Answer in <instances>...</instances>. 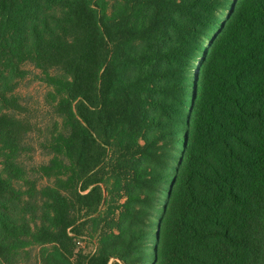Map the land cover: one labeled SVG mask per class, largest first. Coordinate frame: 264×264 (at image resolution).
<instances>
[{
	"label": "trees",
	"instance_id": "obj_1",
	"mask_svg": "<svg viewBox=\"0 0 264 264\" xmlns=\"http://www.w3.org/2000/svg\"><path fill=\"white\" fill-rule=\"evenodd\" d=\"M23 1L0 0V132L21 138L32 129L26 107L3 89L30 60L57 117L53 158L40 168L57 184L38 192L51 217L39 244L72 256L67 242L78 248L85 237L66 197L77 211L96 210L113 163L126 186L152 190L160 178L137 177L131 166L146 158L178 164L158 264H264V0H118L110 15L94 0H45L66 3V32L42 26L31 51ZM122 133L134 141H120ZM9 188L0 176V193ZM0 217L14 236L15 220ZM112 258L124 261L102 254L87 264Z\"/></svg>",
	"mask_w": 264,
	"mask_h": 264
},
{
	"label": "rangeland",
	"instance_id": "obj_2",
	"mask_svg": "<svg viewBox=\"0 0 264 264\" xmlns=\"http://www.w3.org/2000/svg\"><path fill=\"white\" fill-rule=\"evenodd\" d=\"M117 1L94 0V5L99 4L101 10L110 15ZM24 2L21 3V35L27 41L28 50L37 47L36 35L44 25H48L52 33L65 34L68 19L65 2ZM228 16V12H222L218 19L223 21ZM208 35L209 39L215 36ZM15 51L21 53L20 48ZM197 67L198 64L193 65L194 69ZM21 71V76L10 72L3 89L8 100L12 98L26 107L23 118L32 123V129L21 138L0 132V176L10 185L8 191L0 193V215L15 220V235L12 236L3 228L0 217V264H87L91 257L102 254L123 256L124 261L112 258L109 264H158V236L172 188L168 181L178 170L176 161L157 166L146 158L133 160L131 166L137 177L155 175L158 181L160 178L152 190L136 184L126 186L121 176L112 174L114 163L108 165L101 174L106 183L100 186L103 200L96 210L77 211L70 197H66L68 205L72 206L70 215L76 221L73 228L78 229V237H85L78 248L67 242V251L72 256L65 258L58 245L39 244L37 236L42 227H48L51 217L46 212L47 206L43 208L45 202L38 192L43 187L57 184L54 179L43 178L40 168L53 158L48 140L57 117L50 105L48 93L51 89L43 80L41 66L28 60L21 66ZM3 112L4 106L0 105V113ZM121 137L123 142L134 141L124 133ZM181 149L178 144L175 154L181 155ZM16 238L21 241L17 242Z\"/></svg>",
	"mask_w": 264,
	"mask_h": 264
}]
</instances>
